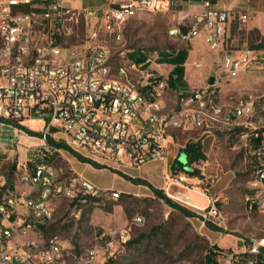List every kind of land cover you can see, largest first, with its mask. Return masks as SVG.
Listing matches in <instances>:
<instances>
[{
    "label": "built area",
    "instance_id": "obj_1",
    "mask_svg": "<svg viewBox=\"0 0 264 264\" xmlns=\"http://www.w3.org/2000/svg\"><path fill=\"white\" fill-rule=\"evenodd\" d=\"M67 1L0 0V119L20 121L34 114L43 121L45 139L63 131L64 143L75 152L127 167L166 157L175 130L195 128L209 133L216 125L230 130L241 126L247 129L244 136L251 131L254 138L261 139L251 154L264 158V130L252 120L259 103L264 111V90L224 104L219 100L221 86L216 83L188 90L174 88L169 62L158 51L139 49L143 57H133L125 49L114 52L111 42L124 41L133 17L169 11V0H108L106 8H85L86 18H99L80 44H69L64 38L66 22L81 13ZM203 5L186 30L174 26L169 33L191 40L205 32L210 48L220 50L230 10L216 7L213 0H203ZM251 17L249 12L239 14L242 24ZM252 52L241 56L227 52L224 73L264 72V49ZM193 64L201 66L198 61ZM172 91L176 105L169 108ZM61 148L48 144L51 152L63 155ZM176 172L174 178L167 176L171 179L164 187L168 194L198 208L203 224L219 217L218 198L206 194L209 187L202 192L209 198L205 207L193 203L188 195L170 193L172 184L186 186L190 178L187 172ZM65 173L63 167L41 161L32 171L18 173L13 181L0 165V264H67L70 251L61 240L54 236L43 241L36 232L38 225L55 216L57 199L65 197L73 203L67 220H77L88 203H98L108 195L120 197V190L98 186L73 166ZM253 176L254 192L247 196V208L264 212V163L255 167ZM217 179L218 175L208 177L211 183ZM142 220L141 215L134 218ZM98 238L104 243L88 247L77 264H117L113 240L105 232ZM100 248L105 256H100Z\"/></svg>",
    "mask_w": 264,
    "mask_h": 264
},
{
    "label": "rangeland",
    "instance_id": "obj_2",
    "mask_svg": "<svg viewBox=\"0 0 264 264\" xmlns=\"http://www.w3.org/2000/svg\"><path fill=\"white\" fill-rule=\"evenodd\" d=\"M102 2L103 0H86L87 4ZM67 3L73 5L70 0ZM79 10L81 13L78 12L73 20L66 22L68 34L64 38L69 44L83 43L96 25L85 17L83 9L77 8ZM185 21L184 26L188 27L189 22L187 19ZM175 25L183 27L179 18L170 11L141 13L129 21L124 41L121 44L111 42L112 48L114 52L121 49L128 52L137 50L132 53L133 57H143L139 50L143 48L150 52L158 51L160 55L163 52L190 49L193 39L184 40L169 33ZM193 60L188 65L187 75L185 73L182 79L177 80L180 89H196L209 84L211 75L203 73L205 67L202 64L195 66ZM242 74L249 76L253 82H259V85L255 83L254 93L264 90L263 71ZM175 102L176 94L172 91L168 95V107H174ZM252 120L264 130V111L261 110L260 103ZM19 122L29 129L44 132L43 121L34 114ZM15 127L17 126L12 120L0 119V165L13 181L18 173L26 169L32 171L36 163L46 161L56 167H63L65 175L69 174L73 166L77 172L102 188L124 190H120L118 199L108 195L98 203H88L77 220H67L73 203L65 197L57 199L55 216L47 224L38 225L36 232L43 241L54 236L61 240L62 246L70 251L67 264H77L88 247L103 244L104 240L98 238L102 232L114 242L112 250L117 264H205V256L213 247L220 251L219 264H236V256L243 260L242 257L247 252L264 247V212L250 211L246 204L247 196L254 192L251 184L254 180L253 170L264 163V158L259 160L251 154L257 143L251 131L248 136L243 135L241 126L230 130L227 126L216 125L211 128V133L195 128L175 130L172 136L174 142L170 144L168 155L149 160L139 167L99 161L90 153L83 155L68 147L61 148L63 155L58 151L51 152L48 149L49 142L42 134L33 135L18 127L19 133L16 135ZM208 134L210 136L206 137ZM52 137L55 143H63L66 134L59 131ZM192 141L202 143L203 150L207 153L205 159L189 162L182 150ZM194 169L199 172L189 173ZM176 170L178 173L187 172L190 178L184 183L186 186L172 184L169 187L170 193L189 194L193 203L205 207L209 198L202 192L209 187L206 194L210 198H218L221 211L219 217H211L203 224L198 208L168 194L164 187L166 181L171 179L167 176L174 178ZM210 175H218L215 183L208 180ZM193 176L198 178L192 179ZM131 177H140L156 185L163 184L159 188L174 201L193 211L194 215L186 216L174 209L147 184L137 183ZM24 187L29 188L27 185ZM189 188L193 190L190 191ZM138 215L143 217L141 222L134 221ZM104 252L100 248V256H105Z\"/></svg>",
    "mask_w": 264,
    "mask_h": 264
},
{
    "label": "crops",
    "instance_id": "obj_3",
    "mask_svg": "<svg viewBox=\"0 0 264 264\" xmlns=\"http://www.w3.org/2000/svg\"><path fill=\"white\" fill-rule=\"evenodd\" d=\"M70 1L73 3V7L81 9L92 7L106 8L109 4L108 0H103L100 4H87L86 0ZM169 1L171 4L169 11L176 18H179V22L183 24L182 28L184 30L188 28L184 26L186 24L185 20L187 19L190 25L193 20V15L204 7L203 0ZM213 3L216 7L230 10L231 14L223 47L220 50L213 49L212 51L207 42L206 34L201 33L198 37L193 39L192 47L188 49L189 55L184 63L185 73L187 75L188 65L191 64V59H194L193 62H200L205 67L203 73H207L209 76H212V74L217 75L215 83L221 86L219 100L224 104H234L243 94L253 93L256 86L255 83L257 82H253V79L251 80L249 76L243 75L242 72L237 76H230L224 73L222 69L224 55L230 52L234 55L241 56L244 53L252 54V51L264 49V46H257L258 44H264V0H213ZM241 12H249L252 14V17L243 24L239 19V14ZM98 18L99 16H91L90 19L92 24H95ZM207 46L209 49H207ZM168 66L170 69H173L175 65L169 63ZM257 84L259 85V82ZM209 133H211V131ZM208 136H210V134L206 135V137ZM170 144L171 143H169V147ZM152 184L156 187L163 185ZM137 186H141V184H137ZM117 190L124 191L123 189ZM189 190L192 191L193 189L189 188ZM188 196L191 195L188 194Z\"/></svg>",
    "mask_w": 264,
    "mask_h": 264
},
{
    "label": "trees",
    "instance_id": "obj_4",
    "mask_svg": "<svg viewBox=\"0 0 264 264\" xmlns=\"http://www.w3.org/2000/svg\"><path fill=\"white\" fill-rule=\"evenodd\" d=\"M257 46L261 47V46H264V44H258ZM135 51H137V50L131 51V54ZM188 55H189V51H188V49H185V48L179 49V50L174 51V52H163L162 53V57H161L162 60L167 61L169 63H173L175 65L169 74L170 84L174 88H178L177 80H178V78L182 79L184 74H185L184 63L187 60ZM13 122L15 123V125L17 127L24 128L33 135L42 134V136H43V132H37V131H34L32 129H29L25 125H22L18 120H13ZM241 128H242L241 131L243 133L247 130L243 127H241ZM47 140L51 144L56 145L58 147L67 148V145L64 142L63 143H55L54 139L51 135H47ZM254 140L257 144L261 141L260 138H254ZM182 151L185 153L189 162L196 161V160L198 161V160L206 158V153L203 150V146H202V143L200 141L188 142ZM195 172H199L198 169L191 170L189 173L194 174ZM131 179L137 183L147 184L158 197L163 199L168 205H170L174 209L179 210L180 212H182L186 216H193L194 215L193 211H191L190 209H188L184 205L174 201L171 197H169L165 193V191L163 189H161L159 187H155L152 183H150L149 181H147L143 178H140V177H131ZM219 253H220L219 249H217L216 247H213L212 250L207 252V254L205 256V259H204L205 264H219V261H218ZM242 258H243V260L238 259V257L236 256V259L234 260L235 263L236 264H264V247H260V249L257 252H249V253L247 252Z\"/></svg>",
    "mask_w": 264,
    "mask_h": 264
},
{
    "label": "water",
    "instance_id": "obj_5",
    "mask_svg": "<svg viewBox=\"0 0 264 264\" xmlns=\"http://www.w3.org/2000/svg\"><path fill=\"white\" fill-rule=\"evenodd\" d=\"M216 82V76L215 75H212L209 79V83L210 84H214Z\"/></svg>",
    "mask_w": 264,
    "mask_h": 264
}]
</instances>
